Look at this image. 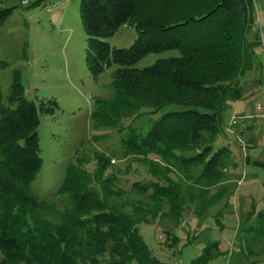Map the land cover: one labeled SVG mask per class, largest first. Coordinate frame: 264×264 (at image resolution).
<instances>
[{
	"label": "trees",
	"instance_id": "obj_1",
	"mask_svg": "<svg viewBox=\"0 0 264 264\" xmlns=\"http://www.w3.org/2000/svg\"><path fill=\"white\" fill-rule=\"evenodd\" d=\"M4 1L0 26L15 6ZM79 14L89 72L98 76L116 66L108 102L115 114L184 105L164 112L144 132L131 124L120 127L123 153L156 155L184 169L199 166L197 182H217L229 151L225 144L213 146L222 111L229 98L241 95L240 76L252 66L260 43L258 34L254 41L246 36L255 21L254 0H80ZM131 22L137 36L129 46H110L102 39ZM170 50L177 54L136 66L149 53ZM58 107L55 98L29 99L16 72L5 100L0 85V264H162L143 239L140 218L109 199L115 177L105 174L110 165L105 153H94L92 171L78 156L67 164L57 193L67 195L71 206L59 223L45 217L49 202L28 193L42 164L40 116L53 115ZM133 185L142 192L152 188L155 204L168 200L167 212L176 219L182 215L183 199L174 181ZM164 235L169 244L178 238L168 230Z\"/></svg>",
	"mask_w": 264,
	"mask_h": 264
},
{
	"label": "rangeland",
	"instance_id": "obj_2",
	"mask_svg": "<svg viewBox=\"0 0 264 264\" xmlns=\"http://www.w3.org/2000/svg\"><path fill=\"white\" fill-rule=\"evenodd\" d=\"M79 1L40 0L22 5L19 0H5L2 4L15 5L0 26L4 100L16 72L29 99L55 98L59 105L53 115L40 116L42 164L28 193L49 202L45 217L59 223L63 211L71 206L67 195L57 193L67 164L78 156L92 171L94 153L103 152L110 157L105 174L115 177V193L109 199L140 218L143 239L162 264H264V0H254L255 21L246 35L249 41L256 40L257 34L260 37L255 59L240 76L241 95L225 103L221 129L213 143L214 148L228 146L224 172L209 186L196 181L199 166L184 169L179 162L167 163L156 155L123 153L120 127L131 124L144 132L164 112L184 105L167 103L154 112L142 106L131 114H115L108 102L114 96L111 72L116 66L98 76L87 69V35ZM136 36L131 22L102 39L110 46L127 47ZM170 54L177 51L149 53L136 66ZM98 112L100 121L95 116ZM169 179L178 184L183 199L179 219L167 212L168 200L160 206L154 203L149 195L152 188L142 192L133 185L136 181L167 183ZM165 230L177 236V242H165ZM203 254L205 258L200 259Z\"/></svg>",
	"mask_w": 264,
	"mask_h": 264
},
{
	"label": "built area",
	"instance_id": "obj_3",
	"mask_svg": "<svg viewBox=\"0 0 264 264\" xmlns=\"http://www.w3.org/2000/svg\"><path fill=\"white\" fill-rule=\"evenodd\" d=\"M19 1H20V4L22 5H28L31 0H19Z\"/></svg>",
	"mask_w": 264,
	"mask_h": 264
}]
</instances>
